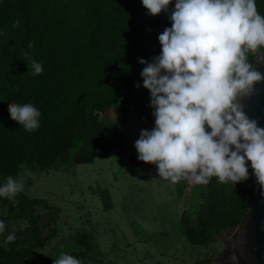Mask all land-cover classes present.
Wrapping results in <instances>:
<instances>
[{
  "label": "trees",
  "instance_id": "obj_1",
  "mask_svg": "<svg viewBox=\"0 0 264 264\" xmlns=\"http://www.w3.org/2000/svg\"><path fill=\"white\" fill-rule=\"evenodd\" d=\"M174 6L172 0L167 12L152 16L142 0H0V185L21 171L66 167L88 127L98 128L97 113L110 104L122 115L140 113L151 98L141 73L161 53L158 36L171 27ZM256 6L263 15L264 0ZM32 59L43 66L39 75L27 68ZM12 103L40 111L35 131L11 119ZM37 205L22 192L14 200L0 197V264H33L52 238L34 221ZM13 221L28 227L14 229ZM10 233L16 239L6 242ZM64 252L95 253L70 236L55 245L46 264Z\"/></svg>",
  "mask_w": 264,
  "mask_h": 264
},
{
  "label": "rangeland",
  "instance_id": "obj_2",
  "mask_svg": "<svg viewBox=\"0 0 264 264\" xmlns=\"http://www.w3.org/2000/svg\"><path fill=\"white\" fill-rule=\"evenodd\" d=\"M263 50L250 53L249 61ZM153 111L151 98L137 116L122 115L110 104L97 113L98 128L88 127L70 164L18 174L21 192L38 202L34 221L52 235L33 264H46L55 245L70 236L95 251L93 257L74 256L81 264H218L222 259L227 232L241 225L259 188L251 165L248 179L235 185L215 177L208 184H174L158 173L137 171L143 165L135 142L142 130L155 127ZM98 141L111 147L109 154L98 150ZM11 225L28 227L23 221Z\"/></svg>",
  "mask_w": 264,
  "mask_h": 264
},
{
  "label": "clouds",
  "instance_id": "obj_3",
  "mask_svg": "<svg viewBox=\"0 0 264 264\" xmlns=\"http://www.w3.org/2000/svg\"><path fill=\"white\" fill-rule=\"evenodd\" d=\"M171 3L142 0L152 16L167 12ZM170 20L171 27L158 36L160 55L141 73L155 127L142 130L135 142L138 160L155 165L159 178L196 185L213 177L234 185L247 180L250 162L264 197V128L248 118L241 102L264 82L249 61L250 53L264 48V15L256 0H175ZM29 67L33 75L43 71L35 59ZM8 110L26 131L39 127L41 113L34 105L12 103ZM22 190L9 176L0 197L14 200ZM4 229L0 221V232ZM15 239L10 233L6 242ZM231 260L235 264L237 257ZM54 264L81 262L62 253Z\"/></svg>",
  "mask_w": 264,
  "mask_h": 264
},
{
  "label": "water",
  "instance_id": "obj_4",
  "mask_svg": "<svg viewBox=\"0 0 264 264\" xmlns=\"http://www.w3.org/2000/svg\"><path fill=\"white\" fill-rule=\"evenodd\" d=\"M254 68L264 74V50L255 58ZM241 102L249 119L264 128V82L254 86L250 96L242 97ZM247 165H251L248 162ZM227 251L218 264H234L231 257L235 255L245 261V264H264V197L257 189L255 197L241 225L227 232Z\"/></svg>",
  "mask_w": 264,
  "mask_h": 264
},
{
  "label": "crops",
  "instance_id": "obj_5",
  "mask_svg": "<svg viewBox=\"0 0 264 264\" xmlns=\"http://www.w3.org/2000/svg\"><path fill=\"white\" fill-rule=\"evenodd\" d=\"M125 139V138H124ZM138 140V139H137ZM98 143V146L99 145H101L102 147L100 148V147H98V150L99 151H104V150H106V151H108L107 153L109 154L110 153V151H111V147H109V145L108 146H106L107 144H105V142L103 141V143L104 144H102V141H98L97 142ZM124 144H126V143H124ZM82 145V144H81ZM84 145V144H83ZM104 145V146H103ZM92 146L94 147L95 146V143H93L92 144ZM82 147V146H81ZM133 149H135V148H133ZM124 154V151H123V149L121 148V152H120V154ZM108 158V157H107ZM124 159V158H123ZM137 159H138V157H137ZM102 159H101V156H100V154H97L96 155V162L97 163H99L100 161H101ZM109 160V159H108ZM139 161V160H138ZM140 163H142V169H140V170H137V171H150V175L151 176H153L152 174L153 173H158V170H157V167L155 166V165H153V164H145L144 162H141V161H139ZM96 165V164H95ZM98 165H100V164H98ZM95 171V170H94ZM136 171V170H135ZM150 176V177H151Z\"/></svg>",
  "mask_w": 264,
  "mask_h": 264
},
{
  "label": "flooded vegetation",
  "instance_id": "obj_6",
  "mask_svg": "<svg viewBox=\"0 0 264 264\" xmlns=\"http://www.w3.org/2000/svg\"><path fill=\"white\" fill-rule=\"evenodd\" d=\"M235 264H245V261L237 256V260L235 261Z\"/></svg>",
  "mask_w": 264,
  "mask_h": 264
},
{
  "label": "bare ground",
  "instance_id": "obj_7",
  "mask_svg": "<svg viewBox=\"0 0 264 264\" xmlns=\"http://www.w3.org/2000/svg\"><path fill=\"white\" fill-rule=\"evenodd\" d=\"M226 251H227V250H226ZM226 251H225V252H226ZM225 252H224L223 254H225ZM223 257H224V255H223ZM223 257H222V259H221L220 261H222V260H223ZM220 258H221V257H220Z\"/></svg>",
  "mask_w": 264,
  "mask_h": 264
}]
</instances>
